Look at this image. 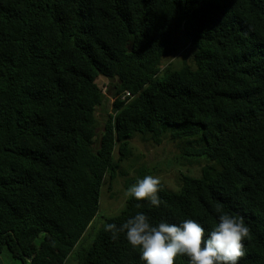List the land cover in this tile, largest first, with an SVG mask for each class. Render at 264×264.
<instances>
[{
	"label": "trees",
	"instance_id": "16d2710c",
	"mask_svg": "<svg viewBox=\"0 0 264 264\" xmlns=\"http://www.w3.org/2000/svg\"><path fill=\"white\" fill-rule=\"evenodd\" d=\"M136 138L195 167L161 182V207L128 197L101 223L104 186L154 172L128 176ZM217 207L249 228L239 264H264V0H0V254L144 264L106 224L143 211L208 230Z\"/></svg>",
	"mask_w": 264,
	"mask_h": 264
},
{
	"label": "clouds",
	"instance_id": "9594fccd",
	"mask_svg": "<svg viewBox=\"0 0 264 264\" xmlns=\"http://www.w3.org/2000/svg\"><path fill=\"white\" fill-rule=\"evenodd\" d=\"M161 190L159 177L145 175L127 188L126 195L159 208L163 203L159 195ZM214 215L215 223L206 230L193 218L152 223L140 211L119 225L106 224L105 231L111 232L114 239L122 233L128 245L139 251L144 264H174L177 256H186L188 264H239L249 228L242 219L219 207L214 209Z\"/></svg>",
	"mask_w": 264,
	"mask_h": 264
},
{
	"label": "rangeland",
	"instance_id": "374dc122",
	"mask_svg": "<svg viewBox=\"0 0 264 264\" xmlns=\"http://www.w3.org/2000/svg\"><path fill=\"white\" fill-rule=\"evenodd\" d=\"M190 58V52H188L186 49H182L179 55L175 56L174 58H170L167 62L172 61L177 63L176 65H181L182 61L186 59L190 61ZM98 84L103 89L105 95V99H103V105L99 106L96 112L98 121L97 135L100 136V131L103 129V122L105 121L107 113L110 111L114 101V97L112 95L114 88L110 80L104 78V76H100L98 78ZM133 143L134 146L137 147L136 153L138 155L141 154L142 157L141 160L137 161L138 163L136 162V164L130 168L128 176H134L136 168H140L142 164L145 163L148 171L154 170L152 174L147 173V175L159 177L161 182H166L167 185L174 187V179L176 176H179L178 169H180V167L182 169H194L195 167L192 165L188 168H185L184 164L180 165L182 161L177 162V160H175V156L178 151L172 143L168 144L167 142H164L159 146H154L150 143L139 141L137 138L133 141ZM106 187L107 186H104V188L101 190V204L97 217L101 223L106 217L122 211L125 206L126 199L128 198L126 195V190L129 186H124L122 178H119L118 181L116 180L111 190H108ZM0 264L23 263L20 260L11 257L10 253L7 250H4L0 254Z\"/></svg>",
	"mask_w": 264,
	"mask_h": 264
}]
</instances>
